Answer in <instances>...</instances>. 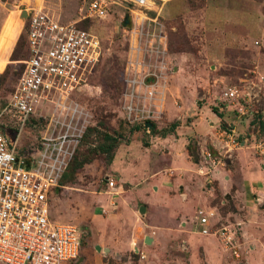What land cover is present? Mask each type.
Here are the masks:
<instances>
[{
  "label": "rangeland",
  "instance_id": "374dc122",
  "mask_svg": "<svg viewBox=\"0 0 264 264\" xmlns=\"http://www.w3.org/2000/svg\"><path fill=\"white\" fill-rule=\"evenodd\" d=\"M23 1L66 22L78 19L82 0ZM146 7L165 35L168 67L165 81L155 87L151 100L146 99L152 103L151 108L159 110L162 98L173 96L177 100L178 94L186 92L192 106L220 114L221 121L214 126H231L240 138L258 136L263 128L251 112L264 110V77L260 79L264 76V0H147ZM126 14L127 9L113 4L104 18L77 21L98 38L100 55L83 83L69 96L87 113L88 121L50 202V218L75 223L80 235L78 258L65 264H243L223 251L213 236L196 232L193 203L179 194L185 181L196 186L202 200L205 197L203 205L214 206L223 218L237 225L246 249L244 264H251L249 259L258 260V249L264 245V186L261 200L255 202L253 194V205L246 204L252 206V212H244L240 204L225 198L220 184L227 169L238 173L237 166L228 162L207 183L194 164V141L207 134L190 135L186 143L189 147L185 146V154L175 157L178 162L174 163L178 135L161 136L172 122L163 110L150 120V129L125 118L124 72L129 57L135 56L136 44L129 18L127 24L122 23ZM216 32L219 44L213 42ZM228 33L241 37V42L223 45L222 37L227 39ZM26 56L25 20L11 6L0 3V111ZM228 84L250 96L249 113L239 114L233 104L220 99L221 89ZM40 111L41 115L30 118L20 131L10 112L0 116V129L6 137L14 141L17 136L19 153L35 146L41 133L55 136L58 132V125L55 129L46 127L48 117L55 115L51 106H42ZM109 143L113 145L108 150L105 146ZM239 155L256 160L258 169V162L264 164L250 148L236 150L232 160ZM107 179L115 185L108 187ZM176 194L186 202H174ZM140 205L145 206L143 212L138 210ZM173 208L182 210L178 213ZM246 220L251 224L250 240L241 229ZM145 236L150 238L149 243L144 242ZM251 244L256 246L254 253Z\"/></svg>",
  "mask_w": 264,
  "mask_h": 264
},
{
  "label": "built area",
  "instance_id": "2783aa9c",
  "mask_svg": "<svg viewBox=\"0 0 264 264\" xmlns=\"http://www.w3.org/2000/svg\"><path fill=\"white\" fill-rule=\"evenodd\" d=\"M146 1L82 0L78 19L64 22L41 8L25 6L23 0H0L20 16L24 12L27 52L0 116L10 112L20 131L30 118L41 115L42 106L50 105L55 115L48 117L47 130L57 125L59 128L55 136L41 133L36 145L21 153L15 143L17 136L10 141L0 129V263L65 264L79 256L81 242L76 224L54 221L49 216L54 190L88 121L87 113L69 96L83 83L100 55L98 38L77 21L104 18L113 4L127 9L136 44L135 56L129 57L125 67L122 111L129 122L143 126L160 116L161 110H153L150 100L155 87L167 77L165 35L156 17L148 14ZM263 77L260 75V79ZM220 99L233 104L239 114L249 113L250 96L234 84L223 86ZM251 113L259 125H264V110ZM233 130L216 125L208 136L194 141V164L207 183L224 170L238 149L250 148L264 160V129L251 140L240 138ZM105 183L108 187L115 185L112 179ZM260 200L256 198L257 203ZM193 224L197 233L213 236L223 251L238 262H246L237 225L223 218L214 206L198 205Z\"/></svg>",
  "mask_w": 264,
  "mask_h": 264
},
{
  "label": "crops",
  "instance_id": "0c3cea01",
  "mask_svg": "<svg viewBox=\"0 0 264 264\" xmlns=\"http://www.w3.org/2000/svg\"><path fill=\"white\" fill-rule=\"evenodd\" d=\"M24 4H25V2H24ZM25 6H27V5L25 4ZM29 7H32V6H29ZM41 9L43 11H45L47 14H49L50 16H52L53 18L59 19V18H56L49 11L44 10L43 8H41ZM222 40H223V45L224 44L230 45L231 42L240 43L241 37H238L237 35L228 33V38L223 39V37H222ZM213 42L218 43V44L221 42L220 41V35L217 32L214 34ZM176 56H181V55H176ZM179 59L180 58H178L177 61L180 62L181 59L180 60ZM159 109L161 111L163 110L165 112V117L167 120L169 119L170 121H172L169 123V125L173 124V123L175 124L171 131L165 133L164 135H161L162 137L166 136L167 134H171V133H175V135H178L176 140H177V145L179 148L177 150H175V152H174L175 154H173V162L174 163L178 162V159H176L175 157L178 156L179 158L180 157L182 158L183 155L185 154V146L187 145L186 143H187L190 135H193V134H209L213 131L214 127L216 126V125L214 126L216 121L217 120L221 121L220 114H218V115L215 114L213 111H211L210 108L199 109L197 105L192 106V104L190 102L189 93H186V92H182L180 95L178 94L177 100H175V98L173 96H165L160 101ZM185 120L188 121V124L185 123ZM210 123H213V125L210 126ZM229 123H233V122L230 121ZM180 147H182L183 150H179ZM174 159H176V160H174ZM117 160H118V158L113 163L117 162ZM229 163L237 166L238 173H236L235 169L234 170L233 169H227L226 172H224L223 180L220 183L222 186V189H224L223 195L227 199H229V198L231 200L233 199L236 204H238V205L240 204L241 207L244 208V212L250 213V211L252 212V210H251L252 206H246V204L250 205L252 203V205H253L252 201L254 200L256 202V198L261 199V196H262L261 195V192H262L261 189L264 186V169H263L264 164L262 161L258 162V164L261 168V169H258L256 166L257 165L256 160H248L247 158L243 157L242 155L241 156L239 155V159H237L235 161L231 160ZM117 165L119 166L120 164H116V167H117ZM187 166H188L187 164L186 165L183 164V167L186 168ZM182 183H184V184H182V186H181V184H178V186H181V188H179L180 189L179 194L184 195L187 198L186 201L193 203L194 208H196V206H198V205H203L206 202L205 197L202 200L201 195L199 194V191H198V189H196V186L194 184H189L186 181L182 182ZM157 190H158V188H157ZM162 190H164V189L161 188L160 191H162ZM200 192H202V194H203L204 191L200 190ZM230 192H231V194H230ZM253 194L255 196L253 197V200H251L250 196ZM174 197H176V200L174 202L179 201L181 203V205H182V203L186 202L183 200L180 201L178 194H176ZM241 201H242V203H241ZM193 206H192V209H193ZM173 210L175 212L178 211V213H179V211H181L182 209L180 208V210H177V209L173 208ZM185 211H187V210H185ZM254 215H256V214H254ZM250 227H251V224L248 220L243 221V223L241 224L242 233L249 240H250V238H249L248 234H249V228ZM263 230H264V228H263ZM259 238L260 237L258 236V240H259ZM254 245L251 244L252 249H250V250L252 251V253H254L255 250H257L256 246H254ZM262 251L264 252V245H263L262 250L258 249V254H259L258 258L259 259L258 260L253 259L252 261H251V259H249V262L251 264H262V263H260V261L264 262V255H262V253H263ZM79 259H81V257Z\"/></svg>",
  "mask_w": 264,
  "mask_h": 264
},
{
  "label": "water",
  "instance_id": "95a60500",
  "mask_svg": "<svg viewBox=\"0 0 264 264\" xmlns=\"http://www.w3.org/2000/svg\"><path fill=\"white\" fill-rule=\"evenodd\" d=\"M21 16L24 17V12L21 13ZM127 22H128V16H127V14H126V15H124V18H123V22H122V23L125 25V24H127ZM144 127H146L147 129H150V127H151V123L148 122V121H146V122L144 123ZM138 210H139L140 212H143V211H144V206H143V205H140L139 208H138ZM144 242H145V243H149V242H150V238H149L148 236H145V237H144ZM96 248H98V246H97ZM79 260H80V259H79Z\"/></svg>",
  "mask_w": 264,
  "mask_h": 264
},
{
  "label": "trees",
  "instance_id": "16d2710c",
  "mask_svg": "<svg viewBox=\"0 0 264 264\" xmlns=\"http://www.w3.org/2000/svg\"><path fill=\"white\" fill-rule=\"evenodd\" d=\"M260 124H261V126H262V128L264 129V125H263V123H261L260 122ZM174 123L173 124H170L167 128H164L163 129V131L161 132V135H164L165 133H167V132H169V131H171L172 129H173V127H174ZM108 139H110V140H112L113 138L112 137H109V136H106ZM114 141V140H113ZM112 145L113 144H108V145H106L105 147H107V149L109 150L111 147H112ZM187 147H189V144L187 145ZM193 151V150H192Z\"/></svg>",
  "mask_w": 264,
  "mask_h": 264
}]
</instances>
